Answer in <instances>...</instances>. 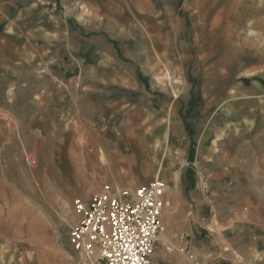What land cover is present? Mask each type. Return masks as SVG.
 <instances>
[{"label":"rangeland","instance_id":"374dc122","mask_svg":"<svg viewBox=\"0 0 264 264\" xmlns=\"http://www.w3.org/2000/svg\"><path fill=\"white\" fill-rule=\"evenodd\" d=\"M98 2L66 59L38 25L0 46V264H73L74 199L155 178L151 264H264V0Z\"/></svg>","mask_w":264,"mask_h":264},{"label":"built area","instance_id":"2783aa9c","mask_svg":"<svg viewBox=\"0 0 264 264\" xmlns=\"http://www.w3.org/2000/svg\"><path fill=\"white\" fill-rule=\"evenodd\" d=\"M167 187L160 178L138 186L105 183L88 201L74 199L73 264H151L170 206Z\"/></svg>","mask_w":264,"mask_h":264},{"label":"crops","instance_id":"0c3cea01","mask_svg":"<svg viewBox=\"0 0 264 264\" xmlns=\"http://www.w3.org/2000/svg\"><path fill=\"white\" fill-rule=\"evenodd\" d=\"M83 2L94 9L100 10L98 0H0V46L4 43V38L13 35V29L28 28L33 26L46 27L60 32L59 52L53 57L59 60L66 59L69 53L67 41L68 19L65 12L72 10L73 3ZM130 0H102L107 9L112 6L114 9L121 10ZM123 10V9H122ZM63 33L65 35L63 36ZM15 36V39L17 35ZM27 38V37H26ZM7 39V38H6ZM50 37L47 44L53 43ZM27 42V40H26ZM49 48H47L48 50ZM105 56L104 54H102ZM114 56H109L108 60L115 61ZM258 77L264 76V69L260 68L253 71ZM131 160V159H130Z\"/></svg>","mask_w":264,"mask_h":264}]
</instances>
